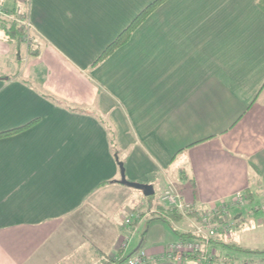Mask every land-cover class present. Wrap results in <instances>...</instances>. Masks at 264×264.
Returning <instances> with one entry per match:
<instances>
[{"label":"crops","instance_id":"1","mask_svg":"<svg viewBox=\"0 0 264 264\" xmlns=\"http://www.w3.org/2000/svg\"><path fill=\"white\" fill-rule=\"evenodd\" d=\"M151 1L3 0L31 20L39 50L0 29V133L29 124L0 136V264L158 254L240 194L221 216L232 227L213 221L211 264H264L239 248L264 250L253 215L264 211V12L256 0H166L95 63ZM121 163L128 180L159 187L158 202L172 181L196 215L151 201L147 234L123 247L145 193L122 182Z\"/></svg>","mask_w":264,"mask_h":264},{"label":"built area","instance_id":"2","mask_svg":"<svg viewBox=\"0 0 264 264\" xmlns=\"http://www.w3.org/2000/svg\"><path fill=\"white\" fill-rule=\"evenodd\" d=\"M16 19L25 25L26 34L23 36V41L26 45H29L32 35V23L31 20L27 18H17ZM244 195H238L235 200L224 201L212 212H207L202 214L199 219L195 222V229L193 234L196 235L194 238H180L178 240L170 242L163 251L158 254L152 253L146 248L137 249L131 256L127 259V264H152L155 260H169L180 262L184 258L194 256L195 260L201 264H207L210 262L213 255V247L211 238L216 232L215 227H213V220L215 216L218 215L217 222L221 223L219 225L222 230H229L232 227V223L225 221V218L221 217L226 215L231 206L243 201ZM161 200L169 210H176L181 212L185 216L191 215L196 211L191 203L186 202L182 198V194L179 189L170 181L162 193ZM197 212V211H196ZM142 218L139 213H132L126 216L124 220V226L126 231L124 232V239L122 241L123 247L126 246L132 239L133 232L135 231V226L133 222L136 219ZM223 218L224 221H220ZM218 231V228H217ZM122 247V246H121Z\"/></svg>","mask_w":264,"mask_h":264},{"label":"trees","instance_id":"3","mask_svg":"<svg viewBox=\"0 0 264 264\" xmlns=\"http://www.w3.org/2000/svg\"><path fill=\"white\" fill-rule=\"evenodd\" d=\"M166 0H153L150 3H148L133 19L132 21L127 25V27H125L120 33L119 35L103 50V52L100 54V56L97 58V60L95 61V63H98L99 61L107 58L108 56H110L112 53H114L118 48H120L121 46H123L124 44H126L133 32L148 18V16L150 14H152L160 5H162ZM256 3L258 5V7L264 12V0H256ZM17 18H27L26 15L24 14H20L17 13V11L15 9L13 10H8L3 6V0H0V29L4 30L5 34L7 35L8 40L13 41L15 40L16 42L20 43L23 41V36L26 34V27L24 24L20 23ZM33 43V37L31 35V41L28 45V50L30 55H35L38 53V48H33V46H31V44ZM32 123V122H31ZM30 123V124H31ZM29 124H26L25 126L22 127H17L15 129H11L8 131H4L0 133V136L2 135H9L12 134L14 132H17L19 130H21L22 128L28 126ZM109 131L111 136L113 137V131L112 129L109 127ZM113 142V138L111 140ZM107 182H104L103 184H106ZM163 203V202H162ZM161 204V203H160ZM168 209V208H167ZM171 212L172 215L174 216H180L183 215L181 212L176 211V210H169ZM139 211H137L138 213ZM136 213V212H134ZM196 211L194 213H191V215H196ZM140 214V213H139ZM142 216V214H140ZM218 218V215L215 216L214 220ZM140 220V219H139ZM138 219H136L133 222V225L135 226V223H137ZM225 231V230H223ZM196 237V235H194L191 232L185 233L181 238H194ZM180 239V238H179ZM178 240V239H177ZM212 241V247L214 250V234L211 238ZM240 249L242 250H247L250 252H259V253H264V250H254L251 251L249 249L243 248L241 246H239ZM218 254L217 252H213L212 258L210 260V262H208L207 264H211L213 263L216 258H217ZM187 258H192L193 260H195L194 256H189ZM185 259V258H184ZM124 259H119V260H115V259H109L107 261H104L100 264H120Z\"/></svg>","mask_w":264,"mask_h":264},{"label":"rangeland","instance_id":"4","mask_svg":"<svg viewBox=\"0 0 264 264\" xmlns=\"http://www.w3.org/2000/svg\"><path fill=\"white\" fill-rule=\"evenodd\" d=\"M27 50H28V48H27ZM126 178H127V175H126ZM162 193L160 195V199H161ZM144 195L145 194L141 195V197H143V199L141 198V201H143V205L141 204L142 202L140 203V197L138 196V198H137V204L140 203L139 205L141 206L140 209L138 210L139 211L138 213L142 214V216L144 215V213L146 211H148L150 209V204L149 203H151V201L152 202L156 201L155 205H156V203L160 204L161 202H163L162 200H160L158 202V200H159V198H158L159 197V187H157V186H155V192L153 194L145 195V196ZM149 212L147 213L146 217L139 218L140 220L138 219L137 223H135V231L133 232L132 239L130 240L131 244H132V245H130L131 247L133 245H135L134 247H137L138 245H136L137 244L136 241H138V239L141 237L142 234L143 235L147 234V229H148V226H149V223H150L149 220L151 221V219H152L151 211H149ZM130 214H132V213H130ZM253 215H254L255 219H262V218H264V211L260 209V210L256 211ZM170 224H171L170 222L166 221V225H167L168 229L171 231V233H173L172 230H174V229H173V227ZM162 232L163 231L160 230L159 226L158 227L155 226L151 230V232H150L151 234H149V237L146 238L147 241H148V239H149L150 242L151 241H155L156 239H159L160 236L162 235ZM252 239L254 240V237H252ZM256 241H257V244H258L259 248H264V237H261V233L259 234V237L256 239ZM145 244L146 243H144V245ZM120 264H127V262L122 261Z\"/></svg>","mask_w":264,"mask_h":264},{"label":"water","instance_id":"5","mask_svg":"<svg viewBox=\"0 0 264 264\" xmlns=\"http://www.w3.org/2000/svg\"><path fill=\"white\" fill-rule=\"evenodd\" d=\"M121 176H122V182L129 185V186H132V187H136V188H139V189H143L144 193L146 195H151L153 194L155 191L153 189V187L149 184H145V183H138V182H134V181H130L126 178V173H125V169H124V166L123 164L121 163Z\"/></svg>","mask_w":264,"mask_h":264}]
</instances>
